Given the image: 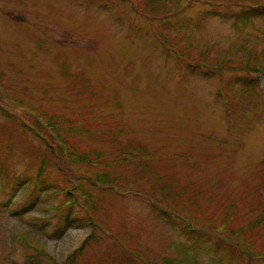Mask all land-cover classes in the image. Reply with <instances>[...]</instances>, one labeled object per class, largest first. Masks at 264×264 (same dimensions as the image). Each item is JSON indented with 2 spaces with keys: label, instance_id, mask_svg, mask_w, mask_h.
<instances>
[{
  "label": "rangeland",
  "instance_id": "obj_1",
  "mask_svg": "<svg viewBox=\"0 0 264 264\" xmlns=\"http://www.w3.org/2000/svg\"><path fill=\"white\" fill-rule=\"evenodd\" d=\"M247 1L264 4L0 0V264H140L116 238L145 264H264V18ZM37 133L77 162L63 177L48 158L53 188L37 178ZM92 174L100 190H78ZM149 189L206 241L184 237ZM72 208L92 227L54 233Z\"/></svg>",
  "mask_w": 264,
  "mask_h": 264
},
{
  "label": "trees",
  "instance_id": "obj_2",
  "mask_svg": "<svg viewBox=\"0 0 264 264\" xmlns=\"http://www.w3.org/2000/svg\"><path fill=\"white\" fill-rule=\"evenodd\" d=\"M245 4L247 5L248 9L252 12L250 14L251 16L258 17V18H264V4H261L255 10H253L254 9V6H252V4H253L252 2L247 1ZM145 17H146V19H148L149 15H148V17L147 16H145ZM263 58H260L258 60V64H256V66L254 68V71L257 72V73H261L262 71H264V59ZM252 81L255 83L256 80H252ZM31 119H33V118H31ZM33 124L36 126V129H43L42 128V125L43 124H41L38 119H36V118L33 119ZM21 126L23 128H26L27 127L26 124H24L23 122L21 123ZM34 135L37 138H39L45 144V146L48 149L47 153L42 157V161H43V163H46V165L44 167V165L42 164L41 167H40V169H39V173L37 174V178L38 179L42 178V183H43L44 187H47V186L50 185V183H48L49 174L46 173V166H47V161H48V158L49 157L53 158L52 168L54 167L56 169V171H58V173H60V175H62L63 177H67V175H68V169L66 168V165L65 164L75 165V164H77V162H75V163L73 162V157L72 156H68V157L65 158V150H64L63 147H61V145L58 144L56 146V149H57V151H56L55 147L50 145L51 142H47L43 138L42 135H40L39 133L34 134ZM67 154L70 155V153H68V152H67ZM82 164L87 165V168L83 169L81 172L88 171V168H98L99 169V168L102 167V166H100V164L95 165V164H92L90 162H82ZM78 172L79 171L73 172V175L72 176L73 177L78 176ZM88 172H91V171H88ZM92 175L95 177V180H92L91 178L86 177V176L82 177L81 185H80V187H78V190L83 191L84 190L83 188L86 189V187H84V184H83V181L84 180L87 181L88 183H90L92 185V187L99 188V187L96 186L95 183H98L102 178H104V176L103 175L100 176V174H92ZM50 187L53 188V185L51 184ZM131 188H134V190H136V191L139 190L138 187L137 188L136 187H131ZM72 190L73 189H68L67 187H64L62 189H57L56 193H58V192L60 193L61 192L62 194H64V196H66L67 199H70V196L72 194V200H71V202L72 203H75L77 201V199H79V196L77 197V195H76V192L77 191L75 192L73 190V192H72ZM99 190H100V188H99ZM154 190L155 189H149V190H147L144 197H147L149 200H151L152 201V204L154 206L160 208L159 214L164 215V213H167L169 216L172 215V216L178 218L180 220L181 225L183 226L182 235L184 237L188 238V240L191 241L194 245L203 244L206 241L205 239L207 237V235L204 232V227L203 226L202 227L199 226L198 223H195L194 224V227H191L193 225V223L191 221V218L189 216H187L186 214L181 213V210L182 209L180 207H178V206H177V208L176 207H169L168 205L164 204L162 201L156 202L152 197L157 198L158 197V192L157 191L155 192ZM131 194L141 195V194H139V193H137L135 191H133ZM258 195H259V198L262 199L261 196H260V194H258ZM150 196H152V197H150ZM32 203H30V204H32ZM77 204L78 205H81L79 201H77ZM65 206H66V204H63L62 205V207H65ZM24 209L22 210V212L25 211ZM72 213H73V208L72 209H68L65 212H63L61 209H59L58 213L55 214L52 217L54 219H57L58 218L59 221H61V223L59 224V227H57V230L54 233L60 234L61 233V229L62 230H66L68 228V225L70 223L74 222V221L79 222L80 226H83V227H90L92 225V222H91V220H90L89 217H86L85 215H83L82 218H79L76 215H72ZM40 220H43V219H40ZM94 226L96 227L97 224H94ZM207 226L209 228H214L215 227L214 224H212V223H210ZM93 233L94 232H92V235H93ZM90 238H92V236ZM90 238H88V240ZM116 241L119 243V239L116 238V239H114L113 242H115L117 244V246L119 247L118 249L120 250V252H122V253H124L126 255L128 254L127 256L130 259H132L133 261H136L137 263L145 264L144 261H142L137 256L136 252H134L132 250H127L125 248L126 246L124 247L122 245H118V243ZM86 243H87V241H84L83 244L80 246V248L77 249L75 252H78V251L80 252L81 250H83L84 247H85V245H86ZM30 247L36 249V251H37V257H42L43 256V257L46 258L45 259L46 262L51 261V262L54 263L53 257L49 256L43 250H40L38 245L33 246V245L30 244ZM44 255H48L49 257L48 256H44ZM249 256H250V254H249ZM27 258H28V261H27L26 264H32L33 260L35 259V258H33V256H30V255ZM263 259H264V257H263ZM222 261L223 260L220 259V263H222ZM113 262H114V260H113ZM189 263L190 264H195L193 262H189ZM74 264H77V262L74 263ZM147 264H150V263H147Z\"/></svg>",
  "mask_w": 264,
  "mask_h": 264
}]
</instances>
